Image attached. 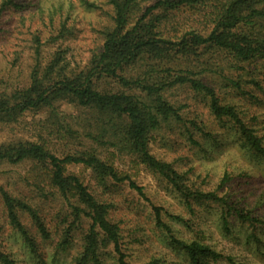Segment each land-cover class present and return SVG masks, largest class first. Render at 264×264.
<instances>
[{
    "label": "trees",
    "instance_id": "trees-1",
    "mask_svg": "<svg viewBox=\"0 0 264 264\" xmlns=\"http://www.w3.org/2000/svg\"><path fill=\"white\" fill-rule=\"evenodd\" d=\"M79 7L105 17L102 41L85 61L72 54ZM22 39L32 49L29 79L0 90V124L24 128L0 143V163L24 168L20 190L0 185V264H132L109 194L124 182L142 194L130 171L140 165L190 208L194 201H224L192 188L179 162L151 151L163 130L181 125L191 146L201 147L196 135L210 136L212 125L223 122L264 158V137L244 108L262 88L256 72L264 63V0H0V40L13 44L0 45V53L12 67L22 57ZM176 91L201 98L202 107ZM122 157L132 169L118 164ZM75 164L90 169L95 182L71 170ZM153 208L168 246L189 264L224 256L199 238L170 234L161 209Z\"/></svg>",
    "mask_w": 264,
    "mask_h": 264
},
{
    "label": "rangeland",
    "instance_id": "rangeland-1",
    "mask_svg": "<svg viewBox=\"0 0 264 264\" xmlns=\"http://www.w3.org/2000/svg\"><path fill=\"white\" fill-rule=\"evenodd\" d=\"M78 11L80 31L72 54L75 61H85L89 49L102 41L100 30L105 17H97L95 12L86 11L82 7ZM0 45L13 47L10 42L6 44L1 40ZM19 48L23 49L22 57L19 64L13 67L0 53V90L29 79L34 63L32 49L24 39ZM51 50L53 49L47 46L45 55L48 56ZM256 77L262 88L255 91L256 99L253 103L250 104L248 100L244 108L250 115L247 121L254 124L264 137L263 62L257 66ZM176 93L181 97H190L193 106L202 107L201 98L185 91ZM253 116L256 120L252 119ZM180 126L176 125L173 132L167 129L157 133L150 145L151 151L168 161L179 162L182 165L181 171L187 172L192 188L215 192L224 201H194L190 208L163 177L147 170L143 165L137 171L130 170L144 194L131 187L128 182L119 184L114 193L109 194L114 203L110 207V216L121 226L123 251L127 259L132 264H145L153 258H162L168 264H189L186 257L168 246V231L158 226L153 208L155 205L161 209V219L169 227L170 234L181 239L199 238L224 255L218 260L211 259V264H231L226 259L227 256L239 264H264V225L252 223L239 213H249L264 219V158L245 146L238 131L230 129L229 124L216 122L210 129V136L197 134L201 147L191 146L185 129ZM22 131L24 128L18 124H0V143ZM118 164L122 168L132 169L128 157H122ZM70 168L81 172L92 183L95 182L91 170L83 165L75 164ZM23 169V166L0 163V185L11 191L20 190V184L16 180ZM227 171L230 178L225 180ZM225 201L233 208L229 210ZM49 211L50 209L44 212L48 220L51 215ZM171 215H180L185 221L177 220Z\"/></svg>",
    "mask_w": 264,
    "mask_h": 264
}]
</instances>
